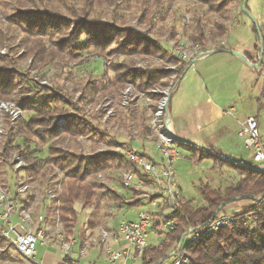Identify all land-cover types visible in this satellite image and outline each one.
Here are the masks:
<instances>
[{
    "label": "trees",
    "instance_id": "16d2710c",
    "mask_svg": "<svg viewBox=\"0 0 264 264\" xmlns=\"http://www.w3.org/2000/svg\"><path fill=\"white\" fill-rule=\"evenodd\" d=\"M171 1L173 0H152V3L151 0H0V5L5 6L7 11L11 8L13 10L12 14H6L8 23L4 24L0 19V61L3 62V66H0V100H10L22 81L26 82L25 91L28 92L27 94L23 92V95L17 98L18 103L28 114L17 120L13 128L11 127L4 156L7 159L14 152L23 154L28 162L25 172L34 178L46 177L52 173L54 167L64 171L60 213L68 235L75 233L78 224L75 202H82L85 207L95 205L87 221L88 230L95 229L100 223L97 213L101 198L114 199L118 206L126 204L129 207H137L143 203L142 199L128 200L118 189L100 184L96 176L100 170L110 168L129 170L132 166L126 157L117 151L83 154L70 146L67 147V140L73 138L75 134H88L103 140L107 137L100 131L89 132L83 127L81 118L77 117V113L83 112V109L67 90L47 86L27 74H21L17 80L16 76H12L14 73L12 65L16 59L25 57L31 59L38 68H43L56 63H66L90 50H93V55L97 57L116 52L133 57L159 56L180 64L175 71L176 79L170 105L182 76L195 58L184 61L159 40L149 38L132 28L122 29V23L117 21L121 19L122 8L132 9L134 5L140 10L137 17L141 20L148 15L153 17L156 7ZM195 1L208 5L210 11L218 15V19H215L210 30V37L204 36L203 25L197 23L193 41L204 44L209 38L215 40L225 35L227 27L220 18L225 21L230 17L232 7H229V3L234 0H223L224 4L217 6L210 4L217 0ZM105 6L112 9L114 18L111 22L103 20L104 10L100 9ZM18 30L24 34L21 38L15 35ZM60 35L62 37L58 39ZM261 37L260 34L256 44L258 56L264 46V38ZM5 44L9 46V52L2 54L1 49ZM257 60L255 62H258ZM128 62L130 64L113 65L111 67L113 77L105 73L100 83H87L79 100L83 102L97 95L112 94L127 82H133L138 88L145 89L174 73L158 67L142 70L135 66L132 59ZM71 107L75 113L71 111ZM60 117L66 119L68 128H59L57 121ZM142 117L145 135L150 129L147 122L145 124L147 118ZM29 141L35 143L28 144ZM196 156L201 160L214 157L218 159V164L237 170L241 177L235 184L225 188H215L209 183L201 184L199 189L204 200L201 206L196 207L191 200L181 199L176 211L165 216L167 220L176 218L175 229L166 233L164 241L146 249L141 264H158L167 259L186 236L206 226L227 205L238 200H253L255 203L237 213L234 222L221 227L208 237L192 242L186 251L189 257L188 264H264V171L228 160L213 148L208 150L204 148V152ZM91 174L93 178L89 180ZM140 176L143 177L141 174ZM120 183L126 187L121 180ZM145 184L149 185L150 181H146ZM97 188L107 191L110 196L106 192H96ZM129 189L135 195L143 192L140 188ZM258 209L261 213L256 228L248 229L244 226L243 220L247 212ZM85 233L86 231L81 233L82 242L86 240Z\"/></svg>",
    "mask_w": 264,
    "mask_h": 264
},
{
    "label": "built area",
    "instance_id": "2783aa9c",
    "mask_svg": "<svg viewBox=\"0 0 264 264\" xmlns=\"http://www.w3.org/2000/svg\"><path fill=\"white\" fill-rule=\"evenodd\" d=\"M178 43H174L171 49L184 61L208 52L204 44L194 42L192 38H185L184 42L182 40ZM170 63L164 67L165 70L174 71L168 76L169 84L140 90L128 83L122 91L123 108L145 109L148 112L151 133L142 137L141 126L132 124V132H126L122 139L113 144L115 147L111 150L124 155L132 166L119 174L120 180L125 186L142 188L141 196L147 198L151 208L142 209L135 219H119L114 228L100 226L96 232L90 231L84 242L81 241L82 231L68 235L61 220L64 171L54 167L46 177L34 178L25 172L28 162L23 154L14 152L5 158L4 148L10 129L17 120L24 117L25 109L15 100H0V255L8 254L13 260L17 257L15 254H19L21 259L17 258L22 261L20 264H47L43 259H37L38 247L43 245L49 250H59L66 263L74 264L80 259L85 260L89 250L96 248L104 252L107 264H141L146 249L156 245L149 242L150 234L155 232L154 228L161 237H166L167 232L175 229L176 218L167 220L165 216L176 211L182 198L174 169L175 163L182 157V150L179 139L171 131L169 117L175 71L180 64ZM112 113V107L107 108L103 118L107 120ZM57 125L61 129L68 128L64 117L58 119ZM104 125H107L106 122ZM239 136L244 140L245 147L252 152L259 170L264 171V137L260 133L258 115L249 116L241 123ZM77 138L79 141H88L84 135H78ZM136 138L143 139L146 147L150 146L147 144L153 145L160 160L153 158L146 148H137L134 144ZM106 149H100L99 152L108 151ZM101 171L96 175L98 180L104 179ZM133 180L136 182L133 183ZM146 181H150V184L146 185ZM147 186H155L156 198L144 190L149 188ZM259 212L260 209L247 212L244 226L255 229ZM237 213H218L206 226L192 232L186 245L183 240L170 257L158 264H188L187 247L234 222ZM78 244L82 245L76 253L75 247Z\"/></svg>",
    "mask_w": 264,
    "mask_h": 264
},
{
    "label": "rangeland",
    "instance_id": "374dc122",
    "mask_svg": "<svg viewBox=\"0 0 264 264\" xmlns=\"http://www.w3.org/2000/svg\"><path fill=\"white\" fill-rule=\"evenodd\" d=\"M243 1L244 0H234L232 3H229V7H232L230 15L228 13L230 17L225 19V21L220 18V20L225 23L227 27V32L222 36L223 38H227V41L224 39V45L229 48L236 46V48L241 52L253 50L254 45L260 38V34L262 36L261 38H264V0H248L247 10L253 16V18L250 14L243 11ZM195 2V0H173L164 5L156 7L153 17L148 15L141 20L137 17L140 13V10L133 5L132 9H121L120 17L122 20L120 19V21H117V23H122V29L132 28L146 34L149 38L157 39L161 42V44L172 50L171 48L174 47V43L182 42V40L184 42L185 38H195L194 31L197 23H200L201 26L203 25L204 36L210 37V30L215 23V19H218V15L210 11L208 5L203 4L202 2ZM221 3L224 4V1L217 0L216 2L210 4L217 6ZM7 10L8 9L5 6L0 5V19L4 24L8 23L6 14L8 15L13 13L12 8L9 11ZM100 10H104V22L113 21L114 17L111 8L105 6V8H101ZM199 17L201 18V21ZM255 21L257 22L260 31H258V28L254 23ZM15 35H18L19 38H21L24 34L18 30L15 32ZM61 37L62 35H60V38L58 39H61ZM210 39L211 38H209L208 41ZM206 43H204V45L207 48L218 47V44L215 42L209 43V46ZM8 49L9 46L5 44L1 49V53L7 54L9 52ZM19 50L21 49L19 48ZM131 59L134 61L135 66L142 70L152 67L163 68L165 70L164 67L171 64L168 60L159 56L139 55L133 57L122 55L121 52H116L111 55L105 54L102 57H97L96 55H93V50H90L76 56L73 60L67 61L66 63H56V65H50L43 68H38L35 66L32 60L29 58L23 57L18 60L16 59L12 65L14 71L12 76H16L17 80H19L21 74H27L30 77H35V79L40 80L42 84L60 87L64 91L67 90L69 94H72L73 98L77 101V104L83 109L84 113H77V117L81 118L80 120L84 124L83 127H86V130L89 132L92 130L100 131L102 134L106 135L107 138L103 140L99 137H93L88 134H75L73 138L67 140L70 142L67 143V147L70 146V148L75 149L80 153L82 152L83 154H93L97 151H100V149L107 148L106 150L108 151L112 150V148L115 147L113 144H116L119 139H122V136H124L126 132L127 134L132 132V124H136L138 127L141 126L142 137L146 135L143 133L144 117L142 116L147 118L145 120V124L147 122V125L149 126L148 112L145 109H134L130 107L123 108L121 104L122 91L125 89L128 83H132L136 86V84L133 82H127L122 88L115 90L112 94L106 96L97 95L92 98H88L83 102L79 100L83 92V87L86 86L87 83H100L105 73L113 77L114 73L111 67L118 63L130 64L128 61ZM0 66H3V62L1 61ZM244 77H246V74H243L242 79ZM160 84H169L168 76L164 79H160V81L156 82L153 86H148L145 89L138 88L137 86L136 87L140 90H147L150 87H156ZM25 86L26 82L22 81V83L17 87V91H15L14 95L11 96V100L18 102L17 98L21 94L23 95V92L27 94L28 92L25 91ZM247 87L249 88H244V92L238 96V102L240 103V105H238L239 112L233 115H235L237 118H240V116L243 118L249 111H258V106L262 105L259 115H262L261 120L263 121L264 80L262 79L261 74L259 75V73H256V71H252ZM252 93L254 94L252 95ZM109 107H112L113 113L107 120H105L103 117L107 112V108ZM71 111L75 113L74 108L72 107ZM26 114L28 113L25 111L24 116H26ZM105 122L107 125L103 126ZM233 127H238V123L235 119L233 120ZM259 129L260 133H262L264 136V131L262 130L260 123ZM149 133H151V130ZM78 135H84L88 137V141L84 142L82 139L79 141L77 138ZM134 141V144L137 148L145 150L143 139L136 138ZM32 142L35 143V141ZM236 144H238L237 155H240L242 159H244L245 163L249 164L251 167L258 168L259 165L253 160L252 152L245 148L244 140L239 138L238 141L236 140ZM194 148V153L198 155L203 152L202 148ZM45 153L46 151L43 153V155ZM185 154V152H182L181 158H183ZM227 157L228 156L224 158ZM156 160L159 161V158H156ZM195 160H192L187 164L188 166L186 167V172L183 174V176H181V179L178 180V184L181 188V199L191 200L193 205L196 207L204 204V200L199 189L201 184L210 183L215 187L224 188L235 184L236 181L241 177L237 170L234 169V171L226 165L216 164L218 159H215L214 157L210 156L208 158H204L200 162ZM123 170L124 168H110L102 170L101 172L104 174V179H100L101 181L99 180L98 182L108 188L115 190L118 189V191L125 195L128 200L131 198L134 200H144L145 198H142L140 193L135 195L134 192L129 189L131 188L130 186L123 187L121 185L119 174ZM92 178L93 174L89 175L88 179L92 180ZM42 182L45 183L44 180ZM134 182H136V180H133V183ZM154 187L155 186H147L148 189L144 188V190H147L151 196H154L157 194ZM141 190L143 191L142 188ZM96 192L108 193L105 190L101 191L100 188H97ZM108 196H110L109 193ZM145 201H147V198ZM254 203L255 202L253 200H238L227 205L222 211L227 213H233L236 211L239 213L243 209L254 205ZM99 204L100 209H98L97 217L100 223L97 227H95V229L88 230V228H86L87 221H89L90 215L92 214L95 205H88L85 207L82 205V202H75V207L78 211V224L75 230L76 233H80V231H86L87 235V233L90 231L96 232V229L100 226L111 229L114 228L113 225L118 222L119 219H127L122 217L126 215V209L129 207L126 204L118 206V203L115 202L114 199L108 198H101ZM150 208L151 206H149V209ZM144 209L146 210L148 207H145ZM260 213L261 211L259 214ZM97 217L95 216L96 219ZM92 220H94V217ZM154 231V233L150 234V244H159L166 239V237L160 236L156 228H154ZM189 238L190 236H186L184 245L189 242ZM38 248L37 259H43L47 248L43 245H40ZM50 251L56 254L60 253L57 249H50ZM15 255L21 259L19 254ZM17 257L13 259L16 262L15 263L10 258V256L8 257V254L0 255V264H20L22 261H19ZM9 260H12V262ZM88 261L90 264H107L105 261L104 252L101 249L89 251L85 260L80 259L74 264H87ZM135 264H140V262H136Z\"/></svg>",
    "mask_w": 264,
    "mask_h": 264
},
{
    "label": "crops",
    "instance_id": "0c3cea01",
    "mask_svg": "<svg viewBox=\"0 0 264 264\" xmlns=\"http://www.w3.org/2000/svg\"><path fill=\"white\" fill-rule=\"evenodd\" d=\"M224 39L227 41V38L220 37L215 40L210 39L206 43L209 46V43L215 42L218 47H209L208 52L194 59L193 64L182 76L169 105L171 131L181 140L182 143L179 146L182 152L186 153L174 167L177 182L186 172L189 162L195 159L197 162L201 161L198 156L195 157L194 147L202 148L203 152L204 148H213L222 157L238 158L237 160L245 163L244 159L237 155L238 144H236V140L238 141L240 138L241 123L249 116L258 115V121L264 131V116L262 121V115H259L262 105L258 106V111H249L243 118L241 116L237 118L233 115L239 112L238 96L244 92V88H249L247 85L252 71L261 74L264 80V46L263 51L258 56L257 43L253 50L241 52L236 46L226 47ZM231 51L243 54L247 61ZM256 60L258 62H255ZM253 61L255 64L259 62L262 64L259 68H254L249 64ZM243 74H246V77L242 79ZM234 119L238 123L236 128L233 127ZM262 137L264 136L262 135ZM147 145H150L149 147L145 146L149 154L160 160V155L155 147L151 144ZM216 164H218L217 161ZM230 169L234 170L233 168ZM149 206L151 204L144 199L140 206L128 207L126 215L122 217L135 219L142 209L145 207L149 209ZM81 245L78 244L75 247L76 253L80 251ZM95 250L96 248H92L89 251ZM43 260L47 264H69L64 261L61 253L56 254L49 249H46ZM87 264L90 262L88 261Z\"/></svg>",
    "mask_w": 264,
    "mask_h": 264
},
{
    "label": "water",
    "instance_id": "95a60500",
    "mask_svg": "<svg viewBox=\"0 0 264 264\" xmlns=\"http://www.w3.org/2000/svg\"><path fill=\"white\" fill-rule=\"evenodd\" d=\"M247 4H248V0H244L243 1V5H242V9H243V11L244 12H246V13H248V14H250L249 12H248V10H247ZM251 15V14H250ZM251 17L253 18V16L251 15ZM255 23V25H256V27L258 28V25H257V22L255 21L254 22ZM258 31H260L259 30V28H258ZM233 54H236V55H238L239 57H241V58H243V59H245V57H244V55L243 54H241V53H239V52H237V51H231ZM246 61H247V59H245ZM193 63V62H192ZM252 67H254V68H259L260 66H261V62H259V63H257V64H255V63H249ZM190 67V66H189ZM208 150V149H207ZM226 159H228V160H231V161H233V162H236V163H238V164H244V165H248V166H250L249 164H247V163H244V162H242L241 160H237V159H234V158H231V157H227ZM223 206H221V208H222ZM220 208V209H221ZM219 211V210H218ZM218 211L216 212V214L218 213Z\"/></svg>",
    "mask_w": 264,
    "mask_h": 264
}]
</instances>
